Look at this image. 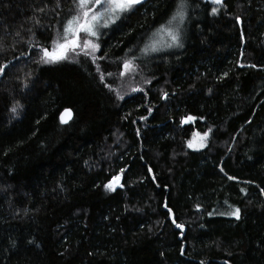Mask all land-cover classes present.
I'll list each match as a JSON object with an SVG mask.
<instances>
[{"label":"trees","instance_id":"obj_1","mask_svg":"<svg viewBox=\"0 0 264 264\" xmlns=\"http://www.w3.org/2000/svg\"><path fill=\"white\" fill-rule=\"evenodd\" d=\"M178 2L146 0L90 37L95 54L43 63L75 0H0V264H264V128L237 159L264 117V52L238 19L264 31V0H221L209 43L145 73Z\"/></svg>","mask_w":264,"mask_h":264},{"label":"rangeland","instance_id":"obj_2","mask_svg":"<svg viewBox=\"0 0 264 264\" xmlns=\"http://www.w3.org/2000/svg\"><path fill=\"white\" fill-rule=\"evenodd\" d=\"M190 11L185 16L184 24L187 30V44L185 47L177 52L172 51L177 49L176 46L169 47L171 43L169 38L165 34L154 35L158 29H156L152 35L148 38L146 44L156 42V46L160 49L159 51H149L151 53L150 57L141 61V68L145 73L148 74H158L163 69L176 64L181 63L192 51L203 46L206 43H209L218 32L220 25L226 22V19L222 17V6L221 3H213V0H203L199 2L189 0ZM213 9H216L215 14H213ZM123 14V13H122ZM121 14V15H122ZM186 14V9H185ZM120 15V16H121ZM171 18V17H170ZM168 22V21H167ZM167 22L164 24L166 25ZM239 26L242 29V38L243 41L247 44H250L258 51L264 52V31L260 26L259 20L254 22H246L238 19ZM103 23V22H101ZM111 23L108 24V26ZM183 23L180 24L179 30L181 34V43L184 41L183 34ZM175 26V25H173ZM161 27V26H160ZM104 27H98L97 34ZM81 32L80 34H82ZM79 34L78 43L82 46L85 40H91L89 36L85 33L82 35ZM93 42V40H91ZM64 43V42H63ZM58 43V44H63ZM94 43V42H93ZM145 45L142 47L144 49ZM58 51V48H55V45L49 50ZM141 49V52L144 53ZM82 52V47H77L75 50L69 48L65 55L77 54ZM96 53V51H95ZM94 53V54H95ZM147 53V54H148ZM156 54V55H155ZM264 128V117L257 125H254L246 132V142L238 152L237 159L241 162L250 159L252 156L258 154L263 147V142L261 141V131ZM207 134L206 140L202 138ZM209 133L194 131L190 138L187 141V146L192 150H202L207 142ZM191 144V147L189 146ZM203 144V146H201ZM113 181V180H112ZM111 181V182H112ZM110 183V182H109ZM107 189V188H106ZM108 190V189H107ZM110 191V190H109Z\"/></svg>","mask_w":264,"mask_h":264},{"label":"snow or ice","instance_id":"obj_3","mask_svg":"<svg viewBox=\"0 0 264 264\" xmlns=\"http://www.w3.org/2000/svg\"><path fill=\"white\" fill-rule=\"evenodd\" d=\"M77 3V14L72 16L64 26V43L58 44L54 41L55 49L49 52L48 49H44V55L42 57L43 63H56L66 59V51L71 48L75 50L77 47H82V52L77 55L83 54L84 56L93 55L98 50L99 45L93 43L91 40H85L81 46L78 43L79 34L85 33L89 37L97 36L98 27H108L109 23H114L116 19H119L122 13L132 10L136 5L141 4L143 0H75ZM213 3H221V0H213ZM187 7L185 0H179L176 11L173 13L171 18L168 20L166 25H161L154 35L165 34L171 43L168 45L182 47L181 34L179 30L180 24L185 19V8ZM216 9H213L215 14ZM103 22V23H101ZM175 25V26H173ZM160 49L156 46V42L146 44L142 51L147 54L149 51L155 52ZM93 59L95 57L93 56ZM7 65L0 66V75L5 71ZM133 67L131 60L124 61L125 70H131ZM138 91V89H133ZM121 99L123 97H120ZM16 111L15 108L12 110ZM71 117V111L65 109V112L61 114V123H68V119ZM188 119H192L189 117ZM207 134L203 137L206 140ZM191 147V144L189 145ZM203 146V144L201 145ZM120 177H114L113 181L105 185L108 190L115 191L116 185L119 182ZM231 179V177H230ZM169 211H171L169 209ZM240 210L236 209L231 215H234L236 219H239ZM178 228L181 227L179 224L176 225Z\"/></svg>","mask_w":264,"mask_h":264},{"label":"water","instance_id":"obj_4","mask_svg":"<svg viewBox=\"0 0 264 264\" xmlns=\"http://www.w3.org/2000/svg\"><path fill=\"white\" fill-rule=\"evenodd\" d=\"M146 0H143V2H145ZM71 111V110H70ZM65 112V110H63V111H61V113H60V115H59V120H60V122H61V114L62 113H64ZM71 118H72V111H71V117H70V119H68V122L71 120Z\"/></svg>","mask_w":264,"mask_h":264}]
</instances>
